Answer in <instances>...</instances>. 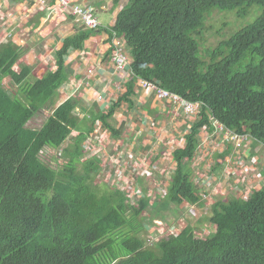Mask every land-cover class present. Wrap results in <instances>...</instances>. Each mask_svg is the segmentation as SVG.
Returning a JSON list of instances; mask_svg holds the SVG:
<instances>
[{
  "label": "trees",
  "instance_id": "trees-1",
  "mask_svg": "<svg viewBox=\"0 0 264 264\" xmlns=\"http://www.w3.org/2000/svg\"><path fill=\"white\" fill-rule=\"evenodd\" d=\"M214 10L254 15L209 50L205 61L197 37ZM111 32L124 39L134 76L203 104L186 146L172 154L177 166L164 207L199 203L183 159H192L195 135L210 117L264 145V0H127ZM88 37L89 31L67 37L56 52V70L25 82L21 97L7 93L3 79L20 85L30 69L14 72L22 50L0 44V264H264V189L244 202L214 204L209 221L215 231L208 238L188 226L151 250L137 235V218L150 200L127 212L121 191H101L96 184L98 162L79 158L84 138L66 145L77 126L76 101L54 108L39 129L31 125L52 108L66 80L65 58ZM112 113L99 119L114 132Z\"/></svg>",
  "mask_w": 264,
  "mask_h": 264
},
{
  "label": "crops",
  "instance_id": "crops-1",
  "mask_svg": "<svg viewBox=\"0 0 264 264\" xmlns=\"http://www.w3.org/2000/svg\"><path fill=\"white\" fill-rule=\"evenodd\" d=\"M69 1L70 7L78 4L93 6L99 29H87L79 17L58 7L59 0H46L44 4L38 0H0V44L12 42L22 50L19 62L12 67L14 72L20 73L21 66L30 69V75L16 88L20 90L25 82L33 84L47 72H54L56 52L61 49L63 41L76 33L89 31L82 48L70 50L65 58L66 80L52 104V108H57L69 99L76 101L72 115L77 120V126L71 131L66 145L70 146L75 138L82 136L84 140L79 158L98 162L96 177L101 175L102 180H98L103 186L116 183L117 190L131 189L130 195L139 196L140 200L150 195V201L160 203L158 206L166 209V192L162 194L160 188L166 191L169 184L159 185V180L167 179L170 183L177 166L172 154L183 148L176 138L185 136L194 125L181 113L171 114L170 106L158 101L150 90L140 87L127 70L114 71L111 61L113 42L117 40L124 46L125 41L111 30L116 15L127 0ZM127 69L130 70V67ZM6 79L9 80V77L3 80ZM127 93L128 98L123 96ZM121 97H124L123 100ZM119 100L124 102L112 110L111 107ZM111 110L113 113L108 123L114 132L99 119L100 115H106ZM210 126L205 132L212 133L214 127L211 122ZM93 132L98 136L92 135ZM202 143L208 146L206 139ZM122 144L124 151L121 154L117 150ZM244 144L243 155L262 162L263 148L257 149V144L252 141ZM203 151H206L204 146ZM199 163L203 166L191 164L194 172L189 162L183 163L191 181L192 174H199L195 181L207 177L200 175L201 171H205V160H199ZM167 171L168 178L165 175ZM239 176H242L241 172ZM254 177L264 180V173L258 170ZM149 179L150 187H146ZM154 191L162 196H157V199L151 197ZM201 192L206 193V185ZM123 196L128 201L129 197L124 193Z\"/></svg>",
  "mask_w": 264,
  "mask_h": 264
},
{
  "label": "rangeland",
  "instance_id": "rangeland-1",
  "mask_svg": "<svg viewBox=\"0 0 264 264\" xmlns=\"http://www.w3.org/2000/svg\"><path fill=\"white\" fill-rule=\"evenodd\" d=\"M44 3H46V0L41 4H44ZM69 3L71 2L69 1ZM253 15L254 14L248 17L246 16L242 18V17H239L235 12L222 13L218 10H214L210 14L206 15L204 28L202 29L201 34L197 37L198 42H199L201 58L205 61H208L209 58H208V55H206V53L209 50L216 47L220 41L227 39L233 32H236L237 30H239V28L244 27L248 22L251 21ZM99 27H100V24H99ZM125 49L127 50V52H129V50L126 47ZM111 58H112V54H111ZM128 61H130L129 58H128ZM114 71L116 72L117 70L115 69ZM131 78L140 87H142V85L140 84V81H144L142 78L134 76L132 72H131ZM9 80L8 79H6L5 81L3 80L4 85H2V87L4 88V90L10 95H12V97H15V95L21 97V94H20L21 90L16 88L17 83L14 80V78L11 77L9 78ZM16 80L20 83L22 81V79H19L18 77L16 78ZM144 82H147V81H144ZM146 89L150 90L155 95V97L158 99V101L170 106L169 109H170L171 114L181 113L187 120L193 123L192 125H194L197 121L201 119V116H199L198 114L195 117L187 116L186 114L183 113L181 107L179 106L180 104H174L167 99H164V100L160 99L156 91L151 90L149 88H146ZM123 96L128 98V94H125ZM121 98L123 100L124 97H121ZM183 102L192 103V104H200V109L198 113L200 112L201 107L203 106V104L199 102H189V101H184V100ZM54 108H50V109L48 108V109L43 110L42 112H44V116L43 115L36 116V118L32 121L31 125L35 127L36 129H39V127L45 121V119L52 114ZM111 109L114 110L115 105H113ZM211 119L215 121L212 117H210L209 119L210 122H212ZM191 123H189V125ZM222 125H220V123L215 124V126H220V127H223ZM211 127L212 126L207 124L201 127L204 129V130L203 129L201 130V133L197 132V134L195 135L196 137L195 150L196 151L192 159L189 162V166H191V164L192 165L197 164L198 166H203V164L199 163V160H202V159H204L206 163L205 171L200 172L201 176L202 175L207 176L206 179L195 181V179L199 177V174H196L195 176L192 174V181L190 180V182L194 185V189L196 190L197 195L201 199L200 202L194 205H191V206L183 205V206H178V207L169 204L168 208L166 209L160 208L158 206L160 205V203L155 204L152 201H150L151 203H147L145 211L142 214H140L137 218V221L140 223V226H141V229L138 230L137 235L143 240V244L146 248L151 249V250H156L155 243L158 240H160L161 238L169 234L177 235V233L181 229H185L188 226L193 228L195 236L199 238H208L209 236L214 234V231H215V226L209 221V218L211 217L212 207L214 204H216L217 202H226L230 199H235L237 201L244 202L250 199L253 191L264 189V180L260 184H258L261 178L254 177V174L258 170L264 173V157H263L262 162H259L255 160L254 158L243 155L242 147L239 150L235 149V144L232 141L230 142L224 141V139L219 135V133L213 134L211 133V131L210 133L205 132L207 128H211ZM104 129H107V128H104ZM190 132H191V129L186 132L185 136L180 135L176 138V140H178L177 143L180 145L182 144L183 148L187 144V136L189 135ZM92 135L98 136L96 132H93ZM203 139H206L209 147L202 143ZM254 140H252V142H255L257 144L256 148L257 149L263 148L264 150V145L261 142L259 141L256 142ZM203 146L206 147V151H203ZM123 151H124L123 144L119 145L117 152H120L122 154ZM198 155H200L199 158H198ZM253 161L257 162L255 168L251 171L249 170L246 171L245 169L249 165H251ZM185 162L186 160L184 158L183 163ZM231 163H233L234 165H232ZM191 169H192V166H191ZM192 171L194 172L193 169ZM240 172L242 173V176H239ZM231 173H233V175H231ZM97 175L98 174H96V176ZM165 175L168 178L169 171H167ZM100 176L95 178V182L97 185H99V189L101 191H103V189L109 190V188L119 189L116 183H108V184H105V187H104L98 180L99 178L101 179ZM255 180H256V183H255ZM150 181L151 179L147 180V184L148 183L149 184L146 185V187H148L151 184ZM162 183L165 185H168L169 181L167 183V179H163V181L159 180V185H162ZM204 185H206V193L202 194L201 191L203 190ZM121 191L127 197H130L128 198V201H127L126 198L123 196L126 200V203H125L126 211L127 212L132 211L131 210L132 208H135V210H137L139 208V202H140L139 196L138 198L131 197L130 195L131 189L122 188ZM160 191L162 194L166 192L165 190L163 191V189L161 188H160ZM149 193H151V191H149ZM162 194L157 195L156 191H154L152 192L151 197H155L157 199V196H162ZM206 195H207L208 200L204 199V196ZM235 195H236V198H231L233 196L235 197ZM149 198H150V195L148 196V199ZM142 199L146 201L147 197L145 196Z\"/></svg>",
  "mask_w": 264,
  "mask_h": 264
},
{
  "label": "built area",
  "instance_id": "built-area-1",
  "mask_svg": "<svg viewBox=\"0 0 264 264\" xmlns=\"http://www.w3.org/2000/svg\"><path fill=\"white\" fill-rule=\"evenodd\" d=\"M44 1L45 0H38L39 3H43ZM58 7L63 10H69L72 15L79 17L82 23L88 29L96 30L99 27V23L95 15L96 11L94 7L91 5L78 4L70 7L68 0H60ZM111 60L117 71L127 70V72L131 74L130 70L127 69L129 66V61L125 53L124 46L117 40L113 42V51H112ZM140 84L144 88H149L151 90L156 91L160 99H170L173 101L174 104L176 103L180 104L179 106L181 107L183 113L186 114L187 116L195 117L198 114L197 106H195L194 104L184 103L177 96H173L169 93H166L162 89L147 82L140 81ZM224 141L226 142L232 141L235 144V149L239 150L243 146L245 142V138L243 136L234 135L232 133H226L224 137ZM256 164L257 162L253 161L251 165H249L245 170L246 171L253 170Z\"/></svg>",
  "mask_w": 264,
  "mask_h": 264
},
{
  "label": "bare ground",
  "instance_id": "bare-ground-1",
  "mask_svg": "<svg viewBox=\"0 0 264 264\" xmlns=\"http://www.w3.org/2000/svg\"><path fill=\"white\" fill-rule=\"evenodd\" d=\"M69 1V0H68ZM72 7V6H71ZM95 9V8H94ZM95 15H96V13H95ZM99 23V22H98ZM83 24V23H82ZM84 25V24H83ZM85 26V25H84ZM99 28V27H98ZM97 28V29H98ZM124 49H125V47H124ZM125 52L127 53V55H128V52H127V50L125 49ZM128 57V56H127ZM129 58V57H128ZM161 89V88H160ZM163 90V89H162ZM165 91V90H164ZM166 93H169V92H167V91H165ZM227 92V91H226ZM169 94H171V93H169ZM171 95H173V96H176V95H174V94H171ZM178 97V96H177ZM178 98H180V97H178ZM181 99V98H180ZM164 100V99H163ZM167 100H169V101H171L172 103H173V101L172 100H170V99H167ZM181 101H183L182 99H181ZM185 103H187V102H185ZM176 104H178V103H176ZM190 104H192V103H190ZM195 106H197V111H199V109H200V104H194ZM211 123H212V125H213V127H215L214 129H213V131H212V133L214 134V133H219V135L224 139V137H225V134L226 133H232V134H234V135H238V136H243L244 138H245V142H248V141H252V140H254V139H252L251 138V136H249V135H247V134H245V135H241V134H237V133H235V132H233L232 130H230L229 128H227L226 126H224V125H222V124H220V125H222L223 127H220V126H215V124H219V123H217L216 121H213L212 119H211ZM221 128V129H220ZM254 141H256V140H254ZM230 142V141H229ZM244 142V143H245ZM257 142V141H256ZM132 197V196H131ZM235 197H236V195H235ZM130 198V197H129ZM133 198H135V197H133ZM204 199H206V200H208V198H207V195L206 196H204Z\"/></svg>",
  "mask_w": 264,
  "mask_h": 264
}]
</instances>
